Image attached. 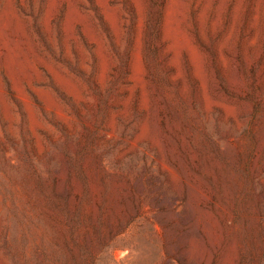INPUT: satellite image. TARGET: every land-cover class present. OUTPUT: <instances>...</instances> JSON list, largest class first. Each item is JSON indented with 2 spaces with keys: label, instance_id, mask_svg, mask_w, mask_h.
<instances>
[{
  "label": "rangeland",
  "instance_id": "rangeland-1",
  "mask_svg": "<svg viewBox=\"0 0 264 264\" xmlns=\"http://www.w3.org/2000/svg\"><path fill=\"white\" fill-rule=\"evenodd\" d=\"M0 264H264V0H0Z\"/></svg>",
  "mask_w": 264,
  "mask_h": 264
}]
</instances>
